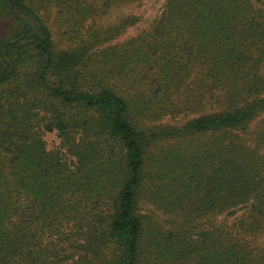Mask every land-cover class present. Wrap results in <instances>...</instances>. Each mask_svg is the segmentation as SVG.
I'll return each mask as SVG.
<instances>
[{
    "label": "trees",
    "instance_id": "16d2710c",
    "mask_svg": "<svg viewBox=\"0 0 264 264\" xmlns=\"http://www.w3.org/2000/svg\"><path fill=\"white\" fill-rule=\"evenodd\" d=\"M142 1L0 0V264H264V0Z\"/></svg>",
    "mask_w": 264,
    "mask_h": 264
},
{
    "label": "rangeland",
    "instance_id": "374dc122",
    "mask_svg": "<svg viewBox=\"0 0 264 264\" xmlns=\"http://www.w3.org/2000/svg\"><path fill=\"white\" fill-rule=\"evenodd\" d=\"M165 2L166 0H143L139 4L116 7L111 13L109 12L99 19L97 25L110 26V23L116 22L118 19L130 14L138 17L139 22L135 26L128 28L123 35L111 44L123 42L135 37L141 31L149 29L162 13ZM43 138L46 142L47 149L56 150L60 148V139L55 132H46ZM143 211L153 214L160 219L161 223L163 222L165 225H168L167 218L162 216L159 212H156L151 206L145 207ZM237 215H239V213ZM237 215L227 218L224 216L218 217L217 221L228 220L232 222ZM253 245L254 247H264V239H257V241L253 242Z\"/></svg>",
    "mask_w": 264,
    "mask_h": 264
}]
</instances>
